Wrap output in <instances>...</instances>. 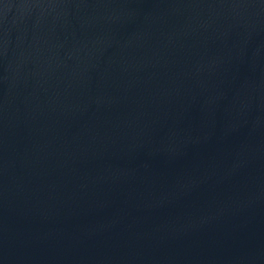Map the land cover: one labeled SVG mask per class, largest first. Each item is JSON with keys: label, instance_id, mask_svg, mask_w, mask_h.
Here are the masks:
<instances>
[{"label": "water", "instance_id": "95a60500", "mask_svg": "<svg viewBox=\"0 0 264 264\" xmlns=\"http://www.w3.org/2000/svg\"><path fill=\"white\" fill-rule=\"evenodd\" d=\"M0 264H264V0H0Z\"/></svg>", "mask_w": 264, "mask_h": 264}]
</instances>
